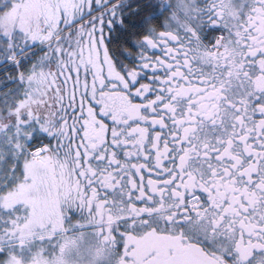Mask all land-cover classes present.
I'll use <instances>...</instances> for the list:
<instances>
[{
    "label": "snow or ice",
    "instance_id": "snow-or-ice-1",
    "mask_svg": "<svg viewBox=\"0 0 264 264\" xmlns=\"http://www.w3.org/2000/svg\"><path fill=\"white\" fill-rule=\"evenodd\" d=\"M0 264H264V0H0Z\"/></svg>",
    "mask_w": 264,
    "mask_h": 264
}]
</instances>
